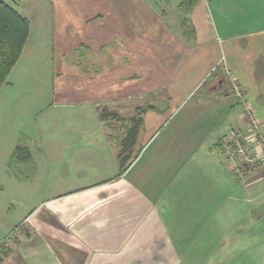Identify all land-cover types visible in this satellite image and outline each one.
Listing matches in <instances>:
<instances>
[{"label":"crops","instance_id":"obj_1","mask_svg":"<svg viewBox=\"0 0 264 264\" xmlns=\"http://www.w3.org/2000/svg\"><path fill=\"white\" fill-rule=\"evenodd\" d=\"M52 1L36 11L37 17L48 12L49 22L17 5L30 24L19 60L31 55L32 40L43 34L50 40L44 64L50 71L70 42L71 52L85 46L80 52L87 60L95 49L109 52L116 44L112 51L124 62L95 72L101 82L89 80L84 90L77 82L65 88L57 74L54 92L62 97L45 110L63 107L66 114L20 130L34 162L32 178L4 176L21 143L13 131L0 162V181L16 189L0 200V236H10L2 264H199L206 249L190 237L221 235L222 221L233 214L250 217L239 233L249 244L237 248L234 240L225 264H264V164L235 177L221 149L230 130L249 131L231 78L264 134V0H197L188 35L180 0H153L156 7L149 0ZM143 10L148 22L139 16ZM38 58H32L33 70L40 68ZM26 63L15 64L0 88L1 114ZM111 107L116 116H101ZM141 107L148 108L129 149L136 156L118 174V149ZM8 210L12 221L1 218Z\"/></svg>","mask_w":264,"mask_h":264},{"label":"rangeland","instance_id":"obj_2","mask_svg":"<svg viewBox=\"0 0 264 264\" xmlns=\"http://www.w3.org/2000/svg\"><path fill=\"white\" fill-rule=\"evenodd\" d=\"M12 2V4H16L15 6L18 5V7L21 8L22 5L26 6L28 10L30 9V12H28L32 18L34 17L35 19H39L40 16H44L46 18H42L41 20L45 19L44 21L49 22V13L47 12H39L38 17H37V7L38 6H45L48 3H51V0H7ZM52 2L54 3H70L71 1L69 0H53ZM148 6H155L156 4L154 3L153 0H149ZM69 5V4H68ZM67 5V6H68ZM137 8L141 9V5H139ZM35 9V10H34ZM144 16L142 17L143 21L146 20L147 22L149 21V12L147 10H143ZM66 13H60L61 16H63ZM29 19V18H28ZM183 19V17H182ZM181 19V23H182ZM149 24V23H148ZM66 26H71V23L66 24ZM183 28V27H182ZM48 29V28H47ZM68 29V28H65ZM46 30V27L43 29L44 33H48ZM128 31V30H127ZM30 32V31H29ZM42 37L38 39L36 37L35 40H32L31 44L32 48L30 49L31 55L29 57H25L24 59L21 58L22 60H18L16 64L20 63L19 65L23 66L24 62L26 63V69L25 71H20L21 73L17 74V77L14 79V84L16 86V89L13 90L12 95H14L13 101L11 104H7L4 112L1 114L0 111V131H1V142H0V162H1V155L5 154L8 150V146L10 144V138L13 135V131H16L18 134V138L21 139L23 143L25 135L20 131L22 128H31L30 126L32 125L31 122H34L35 126H38V120L41 119L43 123V117L48 118V115H64L66 114V109L61 108V107H55L51 108L48 110H45L47 108L48 104H50L51 100H59L61 99L62 95L60 93H55L54 88H57V86H60L59 82L56 80H60L62 83H65V88H69L70 83L77 82L80 86H82V89L84 90L86 88L87 83L89 80L94 81L93 84H99L101 82L100 77L98 78L95 72L101 73L102 70L104 71H112V68H115L118 66L120 63L124 62L123 60L120 59V54L118 52L112 51V47L116 46V44H111L109 48V52L97 50L95 49L92 52L89 53L87 56L88 60L86 57H80V54L78 52H71L70 48L73 46V44L67 43L62 46L61 50L66 53L64 57H60L61 54H57V62L55 65L52 67V71H50V68L48 66H44V64H48L49 62V52H47L50 48V40L49 38H46L44 41V35L41 34ZM129 35V32L127 33ZM29 37V36H28ZM118 39V38H117ZM28 40V39H27ZM41 40V41H40ZM34 41V42H33ZM27 42V41H26ZM26 44V43H25ZM34 45V47H33ZM37 45V46H35ZM70 46V47H69ZM78 48H82L80 45ZM85 48V47H84ZM29 49V48H28ZM65 49V50H64ZM74 49V48H73ZM115 51V49L113 48ZM86 53L87 50L85 48L84 50ZM61 52V51H59ZM67 52H70L67 54ZM78 53V55H77ZM39 55V61H40V68L37 69H32L33 67V61L32 58H35L36 55ZM106 54L107 56H104ZM62 56V55H61ZM76 59H78L79 64H77ZM81 59V60H80ZM58 62H60L58 64ZM76 65V66H75ZM70 66L72 69H70ZM75 66V67H74ZM115 66V67H114ZM77 67V68H76ZM70 69V70H69ZM110 69V70H109ZM51 72V73H50ZM61 72V73H60ZM106 72V74H107ZM113 73V72H112ZM112 73H109V79L112 81L116 77L112 75ZM58 74V79H56V76ZM115 74V73H113ZM22 75V76H21ZM100 76V75H99ZM97 77V78H96ZM61 83V84H62ZM90 83V82H89ZM18 90V91H17ZM43 90V91H42ZM17 91V92H16ZM84 92V91H83ZM65 92H63L64 94ZM78 95H81L83 93H77ZM81 98V96H79ZM85 97V96H84ZM244 99L246 101L245 95ZM44 100H46V105L44 104ZM43 102V103H42ZM242 104V103H241ZM243 105V104H242ZM250 107V106H249ZM110 109V110H109ZM109 112L113 113L110 115L113 117L115 114L116 109L115 108H108V109H103L102 112ZM115 116V115H114ZM256 118V117H255ZM241 130V129H238ZM244 132L243 130H241ZM246 133V132H245ZM26 142V141H25ZM222 149V145H221ZM13 150V149H10ZM86 154V152H85ZM10 160L11 156L7 159V170L5 174H13L10 171ZM13 160V158H12ZM33 161V160H32ZM5 164V163H3ZM22 163L19 161H15V166L18 167V172L17 175L25 174L27 167H22L20 166ZM226 164L231 168L233 171V175L235 177H238V173H236L233 170V166L231 164H228L226 161ZM237 165H239L240 168H238L239 171H247L246 168H242L241 164L238 162ZM255 166V165H251ZM259 166V165H258ZM15 168V167H14ZM17 170V169H16ZM244 171H242L241 175L244 174ZM236 174H235V173ZM29 174V173H27ZM1 175V172H0ZM16 175V174H15ZM6 177V176H5ZM240 178V177H239ZM234 180V177H233ZM238 181V178L236 179ZM6 180L0 181V200L1 199H6L8 198L9 195L13 194V192L16 189H11L5 186ZM234 203V201H233ZM247 207V206H246ZM13 210H8L4 214L1 215V218L7 219L12 221V215ZM234 217L231 220H223L222 221V228H221V235H216V236H203V235H198V233H195L190 237L194 245H200L203 246L206 250H204L203 253H200V256L197 258V254H195V259H198L199 264H212L214 262H221V264H225L226 260L223 258L225 253H228L225 255L226 257L233 258V244L234 240L237 239V248L238 246L241 247V244L247 240L249 237L247 236H240V234H244L243 231L246 230V225L249 226L250 224V217L247 219L241 220L237 219L241 217V214H233ZM235 215L237 217H235ZM216 221H213L215 223ZM256 230V228H254ZM253 230H250L248 228V233ZM240 233V234H239ZM0 238H4L3 236H0ZM0 239V240H2ZM5 239V238H4ZM200 243V244H199ZM245 244H249L244 242ZM204 244V245H203ZM230 249V250H229ZM219 250V251H217ZM225 250V251H224ZM217 251V252H216ZM216 252V253H215ZM224 252V253H223ZM231 264V261L228 262Z\"/></svg>","mask_w":264,"mask_h":264},{"label":"trees","instance_id":"obj_3","mask_svg":"<svg viewBox=\"0 0 264 264\" xmlns=\"http://www.w3.org/2000/svg\"><path fill=\"white\" fill-rule=\"evenodd\" d=\"M196 2L197 0H180L178 3L177 8L184 15L181 23L183 27V33L187 35L193 32L188 15L190 14ZM15 5L16 4H12L10 1L0 0V88L3 84H5L13 66L21 57L25 43L29 36V19L25 15L21 14ZM83 47L85 46L83 45L82 48ZM82 48L77 50V52L80 54V57L84 55L82 52H80ZM147 108L148 107L139 108L135 117H132L130 120L132 124L129 128H127V136L125 141L124 143L121 142V147L118 149V174L123 173L129 163L134 160L136 156V153L131 155L129 149L131 144H133V141L136 139L141 121V113ZM112 114L113 113L105 111L101 112V116H110ZM15 161L21 162L22 164L20 166L24 168L27 167L25 174L17 175L19 168L16 167L17 165H14ZM34 170V162L32 161L27 146L23 145L22 142L17 144L13 150V153L11 154L10 171L14 175L16 174L15 176L18 179L25 180L32 178ZM6 245L7 243L0 244V264H2L3 258L10 254V249L6 247Z\"/></svg>","mask_w":264,"mask_h":264},{"label":"built area","instance_id":"obj_4","mask_svg":"<svg viewBox=\"0 0 264 264\" xmlns=\"http://www.w3.org/2000/svg\"><path fill=\"white\" fill-rule=\"evenodd\" d=\"M232 89L239 101L243 104L244 114L249 121V131L247 133L238 129L230 130L221 139L222 154L228 164L233 166V170L239 171V162L242 168H249L251 165L264 164V134L256 120L253 111L244 99L243 90L234 78H231ZM6 239L0 240V244H6Z\"/></svg>","mask_w":264,"mask_h":264}]
</instances>
